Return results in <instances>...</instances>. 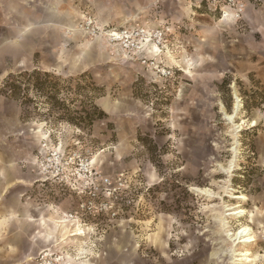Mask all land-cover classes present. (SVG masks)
I'll return each mask as SVG.
<instances>
[{
	"label": "rangeland",
	"instance_id": "rangeland-1",
	"mask_svg": "<svg viewBox=\"0 0 264 264\" xmlns=\"http://www.w3.org/2000/svg\"><path fill=\"white\" fill-rule=\"evenodd\" d=\"M50 1L22 4L39 17ZM57 9L70 23L43 27L23 49L5 43L13 33L0 4V85L21 70L56 71L105 116L80 130L0 96V159L20 176L0 203L21 195L60 211L55 229L70 230L30 261L28 240L11 258L1 251L0 264H247L237 261L245 251L248 264H264V51L252 24L224 26L198 0H60ZM90 21L162 29L165 56L144 59ZM242 228L253 239L245 246L234 241Z\"/></svg>",
	"mask_w": 264,
	"mask_h": 264
},
{
	"label": "crops",
	"instance_id": "crops-1",
	"mask_svg": "<svg viewBox=\"0 0 264 264\" xmlns=\"http://www.w3.org/2000/svg\"><path fill=\"white\" fill-rule=\"evenodd\" d=\"M25 1L26 0H0L5 17L3 25L10 28L13 33L11 39L6 40L5 43H10L14 46L18 45V47L24 49L23 43L30 38V36H33V34L37 36L42 34L44 31L43 27H53L70 23L68 17L60 13L57 9L60 0L50 1L49 4L42 8V13H40L39 17H27V4H22ZM260 1L261 6L259 10H254L253 6L251 7V4H248L244 20L252 24V32L259 35V45L261 50L264 51V0ZM31 9L35 10L36 8ZM122 22L124 23V20H122ZM218 22L224 26L231 24L223 21ZM260 58L263 59L264 57L261 56ZM55 72L56 71H54V73ZM35 130V132H39L40 128ZM19 177L18 171L12 167L11 164L6 166L3 160L0 159V196L12 186L14 181H19ZM20 199L21 195L17 194L12 196L6 203H0V242L4 243L3 246L0 247V252H5L4 255L7 252L10 256L9 258H11L12 255H17L18 252L22 251L23 247L21 243L27 245L25 240H28L27 249H25L27 252L24 254L23 258L26 261H30L32 260L29 256L31 250H33L34 247L37 248L39 243L51 244L50 250H52L57 247L60 242L69 237L70 230L69 226H67V231H64V229L60 227L58 230L57 228L55 229L56 224L54 219L60 211L47 206V208H36L29 203H21ZM32 211L37 214L36 217L31 214ZM46 212H49V214L47 215ZM31 225L36 226V230L30 234ZM13 227V237L6 240L4 232ZM83 261L84 263L82 264H85V260ZM73 264L75 263L73 262Z\"/></svg>",
	"mask_w": 264,
	"mask_h": 264
},
{
	"label": "trees",
	"instance_id": "trees-1",
	"mask_svg": "<svg viewBox=\"0 0 264 264\" xmlns=\"http://www.w3.org/2000/svg\"><path fill=\"white\" fill-rule=\"evenodd\" d=\"M74 82L75 79L37 68L21 70L3 80L0 96L17 103L22 112L29 108L39 111L43 106L60 116L57 121L91 131L105 114L87 97H80L85 88Z\"/></svg>",
	"mask_w": 264,
	"mask_h": 264
},
{
	"label": "built area",
	"instance_id": "built-area-1",
	"mask_svg": "<svg viewBox=\"0 0 264 264\" xmlns=\"http://www.w3.org/2000/svg\"><path fill=\"white\" fill-rule=\"evenodd\" d=\"M199 7L204 5L208 12L217 17L218 21L231 24H241L245 18V12L250 0H198ZM92 26L90 21L87 24ZM92 33H98L109 38L112 42H118L125 50L140 51L142 44L149 40L157 47H162L165 32L162 29H147L144 27H129L116 29H103L97 26L91 27Z\"/></svg>",
	"mask_w": 264,
	"mask_h": 264
},
{
	"label": "bare ground",
	"instance_id": "bare-ground-1",
	"mask_svg": "<svg viewBox=\"0 0 264 264\" xmlns=\"http://www.w3.org/2000/svg\"><path fill=\"white\" fill-rule=\"evenodd\" d=\"M126 22H124L123 24H125ZM138 54H143L144 55V59H150V60H159L161 58L162 55L165 54V52H162L160 50L159 47H157L155 44H152L149 40H147L145 43L142 44V48H140V51L137 52ZM126 54H123V56L126 58L125 56ZM239 100H237L238 102ZM239 109V104L235 105L234 108V113L233 115L227 116V120L229 122H232L233 117L235 116V113H237ZM255 122H251V126L254 124ZM255 126V125H253ZM80 177H82V175H79ZM240 199L244 198V197H239ZM236 209V208H235ZM233 215H236L238 217H241L243 212L242 211H238L236 213H233ZM244 215V214H243ZM56 222V221H55ZM58 222V221H57ZM70 222V221H69ZM60 223V222H59ZM244 227V226H243ZM79 228V227H78ZM250 230L248 228H242L240 230L237 231V233L234 235V241L237 242L238 244H242L245 246V244L251 243L253 242L252 237L250 236ZM78 235V234H77ZM229 236V235H228ZM250 245V244H249ZM248 245V246H249ZM247 246V245H246ZM236 247V246H235ZM236 251V250H234ZM236 253V252H235ZM45 256V255H44ZM237 256H240V259H237V261L239 263H247L250 262L251 260L248 258L249 256V252L245 251L244 253H239L237 254ZM45 258V257H44ZM43 258V259H44ZM235 258V257H233ZM238 258V257H237ZM47 264V263H45Z\"/></svg>",
	"mask_w": 264,
	"mask_h": 264
}]
</instances>
